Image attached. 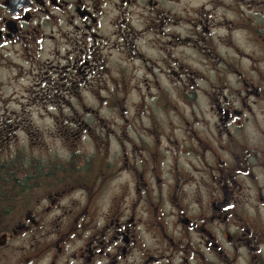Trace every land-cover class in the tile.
<instances>
[{
    "label": "flooded vegetation",
    "instance_id": "af4514ba",
    "mask_svg": "<svg viewBox=\"0 0 264 264\" xmlns=\"http://www.w3.org/2000/svg\"><path fill=\"white\" fill-rule=\"evenodd\" d=\"M0 264H264V0H0Z\"/></svg>",
    "mask_w": 264,
    "mask_h": 264
}]
</instances>
